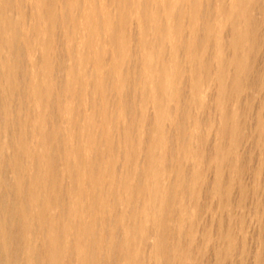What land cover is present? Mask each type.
Returning <instances> with one entry per match:
<instances>
[{
	"label": "bare ground",
	"instance_id": "1",
	"mask_svg": "<svg viewBox=\"0 0 264 264\" xmlns=\"http://www.w3.org/2000/svg\"><path fill=\"white\" fill-rule=\"evenodd\" d=\"M263 93L264 0H0V264H186Z\"/></svg>",
	"mask_w": 264,
	"mask_h": 264
},
{
	"label": "rangeland",
	"instance_id": "2",
	"mask_svg": "<svg viewBox=\"0 0 264 264\" xmlns=\"http://www.w3.org/2000/svg\"><path fill=\"white\" fill-rule=\"evenodd\" d=\"M261 61L263 62L262 59ZM260 64L262 63L260 62ZM260 64H257V66L262 67V65ZM261 95L262 94H260L259 97L255 98V103L257 102L258 104V100L264 97V93L262 97ZM261 113H262L261 118L264 119V116H263L264 110H262ZM240 148H239L238 153L243 158L242 161H244L245 163V170H246L244 171L242 175V181L243 183L245 182L244 185L247 188V195L245 198L244 205L237 207L239 195L237 192H231V196H230V198L232 197L230 200V204H231L230 212L231 213L229 212L228 214L227 212L225 213L223 212L221 217H219L221 218V220L217 216L214 219L215 215L212 218L210 216V213H209L210 210L208 208L203 211L201 218L199 219V222L194 226L195 228L197 226L198 228V229L196 228L197 232L196 233L193 232L192 235L188 236L189 238L186 237L185 235L186 233L184 232L183 238L181 239L182 241H184V244H188L187 243L188 239H190V242L192 243L190 247L192 250L191 251L192 254H188L189 259L186 260L185 262L186 264H195V263L196 264H256L257 256H260V259L262 258V260L264 258V255H263L264 252L262 251V254H260L261 249L264 246V243L262 241V238H264V185L263 184L262 186L260 184L256 185L253 180L254 178L251 175L252 173L250 174V172L254 168L257 169V166L258 168L260 167L259 166L260 162H261L260 165H262V161L259 156L260 155L259 150L256 149L257 150L256 151L254 149L252 141L250 142V140H246L245 142H243V145H241ZM238 162L240 163L241 160ZM211 179L213 180L212 176L205 179L207 180L205 181L207 183L206 185H209L212 183ZM206 185L204 186V191L202 195H207L210 191V188L208 189V186ZM205 187H207V189ZM214 200L215 201L213 202H216V199ZM208 201L210 202V197H208ZM212 222L216 224L213 225ZM220 222L222 223L221 226L219 225ZM215 225L217 226V228ZM224 225L226 228L224 227ZM187 227L185 226L186 228L185 231L187 230ZM210 228L215 229L213 230V233H211L212 230ZM219 228L221 230L223 228L225 229L228 228L227 229L229 232L228 238L226 237L227 236L226 234L225 236H223L224 233H228V232L225 229H224L225 231L222 230L223 232H221ZM218 230H220L219 233H222L221 236L218 233ZM214 232L215 233L217 232L216 234L217 235L219 234V235L217 236ZM212 234H215L216 236L215 235L213 236ZM184 237L187 239H184ZM210 239H212L211 240L212 242L209 241L211 243L208 242V240ZM209 245L212 246L213 250L211 247H209ZM206 246H208V250ZM204 247L206 248V250H204ZM210 248H211V251H210ZM225 248L228 249L229 254H224L222 252L224 251ZM219 250H221V253L220 255L218 254L219 256H217V252ZM217 258H218V262H217ZM262 260H261V264H264V261Z\"/></svg>",
	"mask_w": 264,
	"mask_h": 264
}]
</instances>
